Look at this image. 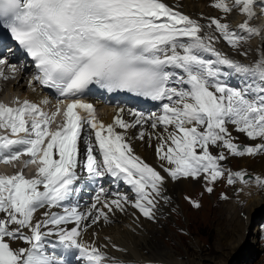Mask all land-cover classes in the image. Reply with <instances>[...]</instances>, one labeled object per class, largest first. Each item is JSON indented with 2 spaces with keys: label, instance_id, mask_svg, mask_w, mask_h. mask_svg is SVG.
<instances>
[{
  "label": "snow or ice",
  "instance_id": "1",
  "mask_svg": "<svg viewBox=\"0 0 264 264\" xmlns=\"http://www.w3.org/2000/svg\"><path fill=\"white\" fill-rule=\"evenodd\" d=\"M212 7L223 17L212 18V33L205 34L198 21L162 0H0V54L10 48L3 40L9 34L31 59L33 80L60 97L51 113L27 100L14 101L18 107L0 103V130L10 133L0 135V163L27 156L24 166L36 167L31 179L22 172L0 176V264H111L83 234L128 204L155 219L165 186L166 177L134 154L127 132L137 126V139L158 141L156 154L172 181L203 179L209 194L220 179L264 189V177L221 164L229 156L264 155V49L244 64L215 46L222 38L246 57L245 43L264 40L250 24L256 5L215 0ZM234 9L246 17L239 31L222 22ZM233 75L243 86L226 81ZM0 78L7 79L2 68ZM93 85L161 102V112L129 110L134 120L127 122L120 108L105 125L81 101ZM145 125L162 131L146 132ZM234 132L254 143L238 144ZM82 173L93 182L105 176L122 182L135 199L120 192L108 199L101 187L81 211L73 198Z\"/></svg>",
  "mask_w": 264,
  "mask_h": 264
},
{
  "label": "bare ground",
  "instance_id": "2",
  "mask_svg": "<svg viewBox=\"0 0 264 264\" xmlns=\"http://www.w3.org/2000/svg\"><path fill=\"white\" fill-rule=\"evenodd\" d=\"M162 1L169 2L175 9H181L183 14L188 16L192 15L193 20L198 21L203 26L205 34L212 33V29L207 27L212 18L219 19L223 17V13L212 7L215 0ZM255 1L256 7L254 8V11L256 12L257 10V12H261L264 10V7H262L264 0H254V2ZM234 12L235 14H231L232 12L228 14L222 22L228 23L231 28L239 31L238 26L245 21L246 17L241 15L239 10L236 11V9H234ZM256 18L250 22L252 27H256ZM261 33L264 35V28H262ZM215 46L219 51L228 55L230 58L244 64H251L259 58L260 50L264 49V40L258 36L252 38L248 43H245L242 48L248 51L246 57L238 55L237 52L228 46L222 38ZM225 79L233 87L243 86L241 80L235 75L226 77ZM6 88L10 90L9 93L15 98H23L38 103H42L45 100L49 101L48 96L41 92L40 87H38L35 82H32V86H28L25 82L19 84L14 82L7 84ZM117 111L118 109L105 107L100 112V118L104 122L111 124L113 116L117 115ZM127 114L128 113L125 110L122 113V116L127 118ZM139 130L140 128L138 127L135 129H129L127 132V137L134 148V154L143 159L156 171L160 172L162 176L166 177L162 197L158 198V216L156 217V224L145 218L138 210H135L131 206H126L125 211L123 212L116 211L114 214H109L111 223H105L101 220L98 224L90 227L87 232L83 234V241L85 243H94L97 248L104 249L107 253L111 254L113 256L111 259L109 258L111 264H227V261L235 253L237 254L241 251L239 250V244H236L239 239L243 243H245L246 239L249 241H256V238L260 234V228H256L255 230L254 227L251 231H248V223L254 215L258 217V223L262 220V216L264 215V189H259L254 183H252L249 184V187L245 188L246 193H249L248 199L246 193L242 195V201L246 200L245 205L242 207V213L244 212V214L247 215V218L245 219L243 217L242 220L236 222L234 229L231 231L225 228L220 229V227H224L225 223L219 222V241L222 246H220V243H216L213 251L211 250V254H207L203 250L198 255L196 254V258H193L189 256L186 251V255L188 256L186 260L183 259L179 261L178 257L181 256L179 250H174L168 245L162 248L164 243L162 242L161 237L165 236L166 232L158 226L163 222L166 223L167 221H170V217L174 215L172 213L173 210L179 212L180 208H182V210L184 209L183 201L180 204L177 199L179 198L180 193L184 191L185 186H191V184L188 183L191 178L172 181L167 177V173H165L159 166L162 162L158 159L156 154L158 141L155 138L148 141L147 137L145 140L137 139L136 137L138 136ZM161 131L162 128H159L153 132ZM146 132L151 133L148 129ZM233 134L239 137L237 141L242 144L250 141L244 134L235 132ZM83 148L84 145H82V149ZM241 167L253 171L256 176L261 175L264 177V155H260L256 161L251 160L249 157H244L241 160ZM223 182L226 181L223 180ZM237 185L238 184H235L234 186L237 187ZM212 187L214 189V186ZM127 189L129 191V195L127 196L130 200H134L135 194L131 191L129 186H127ZM195 196L192 195L189 197L195 199ZM226 197L228 196L226 195ZM238 197V195L235 196V199ZM164 198H167L168 202H165ZM197 198L199 197L197 196ZM186 199H188V196ZM226 200H228V198ZM238 201H240V199H238ZM226 202L229 203V200ZM177 206L180 208L177 209ZM37 215L38 218L42 219V216L39 214ZM161 217L164 218L161 220ZM248 232L250 233L249 235ZM212 253H217V255L213 256ZM244 253V255H239V257L241 256V259L237 260L235 264H250V250Z\"/></svg>",
  "mask_w": 264,
  "mask_h": 264
},
{
  "label": "rangeland",
  "instance_id": "3",
  "mask_svg": "<svg viewBox=\"0 0 264 264\" xmlns=\"http://www.w3.org/2000/svg\"><path fill=\"white\" fill-rule=\"evenodd\" d=\"M241 145H249L254 142L249 141L248 143H240ZM214 153L216 150H213ZM249 157L251 160L256 161L259 157ZM248 157V156H245ZM244 157H232L229 156L227 161H222L221 164L226 169L231 170L232 172L238 171H246L249 176H256L253 171L246 170L241 167V160ZM261 176V175H258ZM262 177V176H261ZM226 179H220L215 182L212 186H214L213 192L209 194L205 189L206 181L203 179H190L188 183L191 184L190 187L185 186L184 191H182L179 195L177 201L181 204H184V209L177 206V209L180 208V211H172L174 215L170 217V221L166 223H162L158 227L160 229L165 230L166 235L161 237L162 248L168 245L174 250H179L178 260H186L188 257L186 255V251L189 256L195 257L201 252L205 251L207 254H211V250L215 248V244H219V233L221 228H225L228 230H233L235 223L239 220L243 219L244 212L242 213V207L245 205L246 200L242 201V195L246 193V187L240 183L237 187L230 186L226 182ZM261 189L260 187H258ZM195 196L193 197L189 196ZM228 196L229 203L226 202L228 200L222 199V196ZM239 196L235 199V196ZM188 196V199L186 197ZM197 196L199 198H197ZM249 193H246V197L248 199ZM191 199V200H190ZM240 199V201H238ZM237 200V201H236ZM190 201H195L200 204L199 208L193 207V204ZM155 219L151 220L156 224L158 212L156 209ZM257 214V213H256ZM223 216V218H222ZM146 218V217H145ZM164 217H161L162 220ZM245 218V217H244ZM148 219V218H147ZM169 219V218H168ZM258 217L253 216L248 223V231L252 230V228H260V234L256 238V241L246 239L245 243L238 240L240 253H235L228 261L227 264H235L237 260L241 259V256L244 255V252L250 250V264H264V215L262 216V220L258 223ZM150 220V219H149ZM226 220V221H225ZM219 222L225 223L224 227H220ZM228 224V225H227ZM166 226V227H165ZM263 228V229H262ZM261 231L263 234H261ZM250 233L248 232V235ZM213 244V245H212ZM220 246L221 243H220ZM220 253V252H219ZM244 253V254H243ZM197 254V255H196ZM213 256L217 255V253H212Z\"/></svg>",
  "mask_w": 264,
  "mask_h": 264
}]
</instances>
